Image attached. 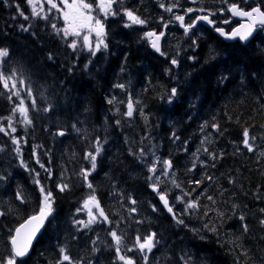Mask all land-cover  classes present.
<instances>
[{"label": "trees", "instance_id": "obj_1", "mask_svg": "<svg viewBox=\"0 0 264 264\" xmlns=\"http://www.w3.org/2000/svg\"><path fill=\"white\" fill-rule=\"evenodd\" d=\"M13 1L9 0L5 5L0 0V48L10 50V56L5 58L8 66L18 67L19 75L33 89L32 99H35L37 108H29V117L33 121L30 126L20 123L22 117L19 113H12L19 99L12 97L10 101L11 87L5 90L0 83V117H12L17 128L13 135L26 141L21 142L23 159L40 173L41 182L53 191L55 197V219L46 225L24 264H54L59 257L60 246L66 247L80 264H88L89 261L91 264H122L116 260L114 244L109 247L112 243L109 232L113 228L121 229L125 249L134 245V237L131 236L157 233L159 244L149 254V264H184L181 257L190 258L189 264H264V241L257 242L259 237H244L241 241L245 235L241 234V226L230 223V228L218 232L220 226L217 221L214 224L217 232L201 237L199 232L190 230H200L192 226V216L184 217L188 228L177 225L160 206L156 193L149 188L144 163L129 154L130 147L137 153L143 147L151 155L155 147L157 150L164 148L160 142L163 134L166 136L164 144H167L175 132L180 137L175 143L176 151L187 156L194 150L196 141L203 138V133H211L213 152H223L218 160L221 163L217 168L219 176L222 175L227 182L225 186H230L227 191H222L229 193L231 188L235 190L240 199L236 201L243 206L250 201L251 213L256 212L255 207L260 204L264 207V157L247 151L238 154L236 151L237 148L243 149L244 128L264 142V42L262 45L242 46L238 43L222 44L215 37L212 41L200 39L199 49L194 53L196 60L190 61L191 52L184 50L181 42H176L180 46L178 50L170 48L169 42L174 37L169 34L170 37H165L167 55L163 57H176L184 63L182 69H175L172 65L151 63L155 58L151 50L120 22V26L106 27L108 47L91 57L82 49L74 53L61 34L53 32L52 21L32 17L24 1ZM188 1L178 0V3L185 5ZM208 1L196 0L194 7ZM256 1L264 4V0ZM17 4L21 5L29 20L19 16ZM208 8L214 10V7ZM21 25L29 31H22ZM49 54L54 57L52 60L48 59ZM146 58L149 62L145 61ZM69 68H72L71 72ZM166 69L170 70L169 74H166ZM221 77L227 79L222 80ZM116 84H124L125 90L113 87ZM173 87L177 88L178 94L169 103L167 97ZM18 90L21 98L26 97V89ZM129 94L138 103L128 121L122 119V113L127 111ZM113 96L117 97V103L110 105L107 100ZM31 102V99H26V105L30 106ZM49 105L52 107L44 112L43 109ZM141 109L147 116V122L140 115ZM117 120L121 122L119 125ZM205 121L209 126L201 132L200 126ZM165 122L172 126L164 129ZM212 123L219 126V131H213ZM0 124L7 129V120H0ZM73 124L81 129L79 133L72 128ZM59 130L66 134L56 135ZM97 136L103 141V152L98 157L96 171L89 179L111 223L101 222L89 229L76 231L78 226L73 225V220L80 219L76 209L90 194L77 174L81 168L91 167L83 157L86 152L94 151ZM145 136L148 138L142 141ZM183 141H188V152L182 151ZM34 147L41 162L52 169V179L36 163L32 154ZM0 148L3 149L0 151V176L4 177L0 180V212L5 213L0 216V257H3L10 251V232L39 209L40 195L34 183V173L20 166L12 151L14 145L3 133H0ZM181 159V155L175 157L180 167ZM186 164L190 165L189 161ZM179 171L178 181L183 187L195 188L186 168L181 167ZM230 178L234 183H229ZM62 179L70 185L64 192L56 187ZM202 179L205 180L204 176ZM204 183L212 189V194L216 192L213 185ZM165 188L167 186L162 184L161 190ZM18 190L26 198L23 204L15 199ZM257 195L261 199L257 200ZM129 196L137 201L135 205L128 202ZM235 198L236 194L233 203ZM214 199L219 201V195H214ZM152 204L160 210L153 212ZM200 204L203 210V199ZM215 205L220 208L226 206L218 202ZM131 207L137 211L130 213ZM136 221L142 222L137 224ZM129 226L132 229L130 236ZM242 249H247L246 257L240 255ZM126 255L134 258L137 264H144L134 252Z\"/></svg>", "mask_w": 264, "mask_h": 264}, {"label": "snow or ice", "instance_id": "obj_2", "mask_svg": "<svg viewBox=\"0 0 264 264\" xmlns=\"http://www.w3.org/2000/svg\"><path fill=\"white\" fill-rule=\"evenodd\" d=\"M2 2L7 5L9 0H2ZM94 0H26L27 5L31 9V16L45 20V21H54L57 17L53 14V10L55 13H59V16L62 17L64 26L58 27L55 22L51 23V28L54 33L61 34L65 41L68 40L69 37H75L78 39H72L70 43L67 44L68 48H71L74 53L77 52L78 49H87L91 57H95L96 54L101 51V49H107L108 44L106 43V26L105 22L111 16L120 15L121 12L123 16L127 18V22L124 24V27H132L134 25H147L148 20L142 19L139 15H137L133 10L127 9L123 7V0H98L96 3L97 12H94L93 7ZM192 3H196V0H191ZM227 0H221V3H225ZM249 0H241L240 3H229L227 9L221 7L218 9L219 13L223 15L225 12L231 13V16L228 19H223L219 23L224 25H229L232 23L233 18H240V23L237 27L231 28V31H226L224 27L218 26V22L216 19L210 18L216 16V11L211 9H206L204 7L193 8L188 7L184 10L183 14H175L174 9L179 7L178 0H173L171 4L168 6L165 3H160V7L163 8L166 12L172 13V16L165 19L164 17H160L161 22L163 23L164 29H168L169 26L173 23L178 22L179 27L183 29V33L185 36L191 38L194 35V30L199 27L200 22H204L206 25L211 26V28L219 34V36L223 37L226 40L239 41L244 44L250 42L254 36L261 31H264V4H256L253 7L248 8L247 10L243 7L244 4H248ZM48 5L47 11H45L44 5ZM39 5V8L37 7ZM62 5V7H61ZM119 5V7H115ZM16 11L19 13V16L23 17L25 21L29 20V16L25 15L24 11L21 10V5H16ZM193 13H204L195 15L194 18L191 14ZM102 14V15H101ZM187 18V19H186ZM22 31H29V28L20 26ZM35 35V33H33ZM166 35L165 31L149 30L143 33L141 40L147 39L150 47L161 56H166L167 54L161 49V38ZM78 40L80 42H78ZM193 45H197L196 40H192ZM179 52L177 53V56ZM10 56V50L8 48H0V59H5ZM54 57L52 54H49L48 59L52 60ZM190 59H195V57H190ZM91 63V60L89 61ZM170 63L173 66H178L179 61L176 57H172L170 59ZM88 65H85L87 68ZM68 71H72V68H69ZM166 74L170 73L169 69H166ZM18 74L17 69H12L11 73L8 74L4 71H0V83L3 84V88L5 90L9 89V81H11V95H9L8 99L11 101L12 97H17L19 99V104L14 106L12 109V113H19L20 117H22L23 125H31L33 123L32 119L29 117V108L36 109L37 104L33 97V89L26 84L24 78H20L18 81L16 79ZM222 80H226L227 77H221ZM17 85H19V89H26L27 95L24 98H21L20 90H18ZM113 87L120 88L122 91L125 90L126 86L124 84H116ZM178 94L177 88L173 87L170 90V95H168L167 99L169 103L172 102L173 98ZM26 99H31V105H26ZM107 103L110 105H114L117 103V97L113 96L107 100ZM122 103V101H121ZM138 101L134 102L131 94L128 96L127 100V111L122 113V115L132 118L134 112L136 111L135 104ZM49 107L44 108V112H48ZM117 112L120 109L117 107ZM140 115L144 117L145 122H147V116L144 114L143 110H140ZM215 119V118H213ZM0 120H7V129L3 124H0V133H3L5 136H8L11 140L14 148L12 149L15 152L17 159H19L20 166L30 173H34V183L39 190L40 195V203L39 210L34 214L28 216L23 223H21L18 227L14 229V233L10 232L8 243L10 244V251L6 256L0 257V264H24V258L27 257L30 253V249L32 247L34 239L41 232V230L46 227L47 224H50L52 220L55 219V197L53 191L48 189L45 184H43L40 180V173L33 168H30L27 162L22 157V148L21 142L24 141L23 137H17L13 135V133L17 132V128L13 125L12 117H0ZM120 120L116 121V124L119 125ZM208 122L205 121L201 126V132L204 131L206 127H208ZM72 128L76 132H80L81 129L77 127L76 124L72 125ZM211 128L213 131H219V126L216 123L211 124ZM10 130V131H9ZM66 133L63 130H59L56 135L64 136ZM211 133L206 134L201 140L199 146L195 151L191 153L193 157L191 161V168L188 169L189 172L193 171L199 165L202 168H207L209 166V161H211L210 166L212 168L216 167V162L222 158L223 152L216 154L213 151H210L208 147H205L206 144H211L212 141L209 138ZM148 137H142V141L147 139ZM180 139L179 136L176 135L175 132L172 134L173 143ZM257 138L256 136L250 135L249 129L244 128L243 130V146L247 149L248 152H254L253 141ZM128 143V141H125ZM184 147L182 151L188 152L189 149L187 147L188 141L182 142ZM38 147V146H37ZM94 151L86 152L84 154V160L89 161L91 167L90 168H81L79 175L87 188L90 190V194L86 199L83 200L81 207L76 209V214L80 213L83 210H87L88 219L85 221L83 219H74L73 225L76 227V231H80L81 229H89L92 225L97 223H111L108 215H106L105 210L101 207V203L97 198L95 187L93 183L90 181L89 177L93 172L97 169V161L98 157L103 152V141L99 136L96 137L95 142L93 144ZM239 148L236 149L239 152ZM0 151H3L0 148ZM33 156L36 158V163L39 165L41 169L47 174L49 179H52L53 172L50 167H46L44 163L41 162L39 155L37 154V150L33 148ZM129 154L135 155L137 159L141 160L145 167L148 169L147 180L149 182L148 186L151 190L156 193L159 198L160 203L163 208L167 211V213L171 216L172 220L177 225H183L185 228H188V224L185 222V216H192L198 213V210L201 208L200 197L205 196L207 192V188L201 191L195 198H192V193L200 188L204 180H192L190 183L195 184V188H192L191 191H184L181 185L175 179V171L173 167L172 160L163 159L160 156H157L155 152H151V162H149V150L140 147L138 153L134 152L133 149L129 148ZM201 154L208 157V160L201 159ZM261 155H264V152H261ZM61 177H64V173H61ZM164 178H170L171 186L175 189L180 190V195L175 196L174 201L169 199V190L165 188L161 190V185L164 183L162 180ZM208 181H213L215 179L212 175H205L204 177ZM4 177L0 176V180H3ZM229 183H234L233 179H229ZM57 189L60 192H64L67 190L70 185L67 182L58 183L56 185ZM223 191H227L226 189ZM223 194V193H221ZM206 198L209 201H212L215 204V199L211 195H207ZM15 199L19 201L21 204L25 203L26 198L24 197L22 191H17ZM256 199H261L260 196H256ZM128 202L132 205H135L137 201L132 199L131 196L128 198ZM183 204L184 207L181 210H177L176 205ZM153 212H157L160 209L155 205H150ZM207 207V206H204ZM240 206L233 203L232 208L236 210ZM245 207H247L245 205ZM95 209V212L93 211ZM213 211L215 209H212ZM9 211H12L10 208ZM137 209L135 207H131L129 209L130 213H135ZM259 212L261 213V218L259 219V226L264 229V208H260ZM219 216H223L222 212L217 213ZM5 215L4 212H0V216ZM75 215V214H74ZM204 216L208 215V212L205 211L203 213ZM202 218V217H201ZM238 219L241 221V227L244 233L249 231L248 224L245 223L246 214H241ZM142 221H136L137 224ZM204 229H207L211 232H217V228L214 224H210V222H205L203 225ZM193 232H199V229L192 228L190 229ZM109 235L112 238V243L109 244V247H112L114 244L116 260L122 262V264H137L134 258L129 257L124 254L125 249L123 248V236L118 235L115 228L111 229ZM75 239V237H73ZM96 241H93L95 244ZM159 244V240L157 239V233L152 232L147 235L141 237L137 235L134 245L131 248H127V252H133L138 249L142 255L144 264H149V255L153 249ZM238 247H240L238 245ZM93 251H97V249H93ZM241 256H247V249H242L240 252ZM184 261V264H189V259H185L181 257ZM80 264V261L72 257L68 249L64 246L59 247V257L55 260L54 264ZM91 264V261L88 262Z\"/></svg>", "mask_w": 264, "mask_h": 264}, {"label": "rangeland", "instance_id": "obj_3", "mask_svg": "<svg viewBox=\"0 0 264 264\" xmlns=\"http://www.w3.org/2000/svg\"><path fill=\"white\" fill-rule=\"evenodd\" d=\"M41 3H43V0H41ZM37 7L39 8V5H37ZM44 7H45V11H47L48 5L45 4ZM28 8L31 11L29 6H28ZM95 10H96V12L98 11V9H96V7H95ZM184 10L182 11V14H183ZM53 14L57 18L54 21H52V22H55L58 27L62 28L64 26L62 17L59 16V13H55V10H53ZM191 15L194 17V14H191ZM61 36H62V33H61ZM62 38H63V36H62ZM72 39H78V38L69 37L68 40L66 41L67 44L70 43ZM78 42H80V41L78 40ZM82 50L88 51L87 49H82ZM14 68L18 70V67H16V66H8V60L0 59V71H4V72L10 74L11 70L14 69ZM20 78H22V77L19 75V72H18L17 77H16L17 81ZM11 83L12 82L9 81V87H11ZM2 86H3V84H2ZM17 88L19 89V85H17ZM252 143H253V146H254V152H251V153H256L259 157L263 158L264 155H261V152H264V142L261 139L257 138ZM199 144H200V142L198 141L197 142V146H199ZM244 151H247V149L246 148L240 149L239 152H237V153L240 154V153H243ZM148 159L149 160L151 159V155H149ZM163 159H165V157H163ZM150 162H151V160H150ZM146 168L147 167H145V169ZM146 171L148 173V169H146ZM219 173L220 172H219V169H218L217 172H216V178L218 177ZM162 180L167 182V189L169 190V193H172V195L174 196L173 197L174 199H175V196L180 195V190L179 189H173L172 188L171 183H170V178L162 177ZM206 182L210 183L211 185H213V181H208L206 179ZM178 183L181 185V187L184 189V191H191L192 188L187 189L186 187H183L182 183H180V182H178ZM229 187L230 186H225L220 181L217 180L216 183L213 186V188L218 189V190H216L215 193L212 194V189L208 188L205 183H203V185L200 188H197V190L192 193V198H195L201 191H203L205 188H207L206 195L200 197V200L203 199V202H204L203 207L204 206H207V207H204L201 216H196L197 221H202V225H204L205 222H210V224L211 223L212 224H216V222L218 221L219 222L218 226H220V229L218 230V232H220V230L222 232H224V231H226L227 228H230V226H229L230 223H232L233 226L234 225L235 226H241V221L238 219V217L241 214H246L245 223L248 224L249 231L247 233H244V232L241 233V234H245V235H243L241 237V241H243L244 237H259V239L256 240L257 242L264 241V229H262V228H260L258 226L257 227L255 226V225H259V219L261 218V213L259 212V209L260 208H264V207L260 204L259 206L255 207L256 208V212L251 213L249 211L250 210V201H248L247 207L241 205V203H238L237 201L238 200L240 201V199L238 198L237 193H235V190H233L231 188V192H229V193L227 192L226 194H224L222 189L224 188V189L227 190V188L230 189ZM216 193L219 195V201L216 200L215 202L218 201V202H221L224 205L228 206L229 208H227V211H226V206L225 207L223 206L221 208L217 207L218 205L213 204L212 201H209L206 198L207 195H211V196L214 197V195H216ZM221 193H223V194H221ZM234 194H236V198L234 200V203L240 206L236 210H233V208H232V204H233L232 201L234 199ZM229 196H230V198H228ZM212 209H215V210L213 211ZM199 210H202V209L200 208ZM93 211H94V209H93ZM205 211L208 212L207 216L203 215V213ZM218 212H222L224 215L221 217V216H219L217 214ZM78 215L80 216V219H83L85 221L88 219L87 210L81 211L80 213H78ZM108 227H110V226H108ZM255 227L257 229H254ZM209 232L214 234V232H211V231H209ZM219 234H221V233H219ZM250 235H252V236H250ZM252 254L255 255V256L258 255L255 251H253Z\"/></svg>", "mask_w": 264, "mask_h": 264}, {"label": "flooded vegetation", "instance_id": "obj_4", "mask_svg": "<svg viewBox=\"0 0 264 264\" xmlns=\"http://www.w3.org/2000/svg\"><path fill=\"white\" fill-rule=\"evenodd\" d=\"M162 2V0H156V2H155V4H154V6H153V8H154V10H155V12H152V11H145L144 12V14L145 15H148V16H150V17H156V16H159V17H163L164 16V18L165 19H167L168 18V12H166L163 8H161L160 7V3ZM165 3V5L166 6H168V2H164ZM175 14H176V12H174ZM223 20V19H222ZM221 20V21H222ZM238 24V21H236V20H232V23L231 24H229V25H226L225 26V30L226 31H229L233 26H235V25H237ZM230 25H232V27L230 28V29H227ZM218 26H222V23H219L218 24ZM164 27H163V25H162V28H159V30L158 29H156V30H158L157 32H159V31H165L166 29H163ZM257 35H260V36H264V31H261V32H258L255 36H254V38H253V40L257 37ZM162 41H163V37H162V39H161V44H162ZM237 43V42H236ZM160 55V54H159ZM159 59V62H161V63H163V64H167V63H169L170 62V59H165V58H158Z\"/></svg>", "mask_w": 264, "mask_h": 264}, {"label": "water", "instance_id": "obj_5", "mask_svg": "<svg viewBox=\"0 0 264 264\" xmlns=\"http://www.w3.org/2000/svg\"><path fill=\"white\" fill-rule=\"evenodd\" d=\"M26 219H27V218H26ZM26 219H25V220H26ZM23 222H24V221H22L21 223H23ZM21 223H20V224H21ZM20 224H19V225H20ZM19 225H18V226H19ZM18 226H17V227H18ZM43 229H44V228H43ZM43 229H42V230H43ZM42 230H41V231H42ZM13 233H14V232H13ZM40 233H41V232H40ZM40 233H39V234H40ZM39 234L37 235V237L39 236ZM37 237L34 239L33 244H32V247H33V245L35 244ZM32 247H31V249H30V252H31V250H32ZM25 258H26V257H25ZM25 258H24V259H25Z\"/></svg>", "mask_w": 264, "mask_h": 264}, {"label": "bare ground", "instance_id": "obj_6", "mask_svg": "<svg viewBox=\"0 0 264 264\" xmlns=\"http://www.w3.org/2000/svg\"><path fill=\"white\" fill-rule=\"evenodd\" d=\"M242 145H243V143H242ZM242 148H244V146Z\"/></svg>", "mask_w": 264, "mask_h": 264}]
</instances>
